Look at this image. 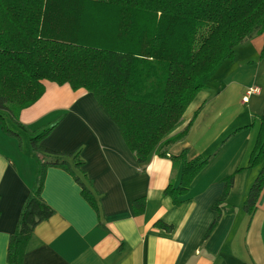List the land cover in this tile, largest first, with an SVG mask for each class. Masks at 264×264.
Returning <instances> with one entry per match:
<instances>
[{"label": "crops", "instance_id": "crops-1", "mask_svg": "<svg viewBox=\"0 0 264 264\" xmlns=\"http://www.w3.org/2000/svg\"><path fill=\"white\" fill-rule=\"evenodd\" d=\"M262 48L264 34L242 44L235 61L224 63L185 110L176 133L188 126L186 135L168 153L186 150L187 159L210 160L178 206L163 193L169 184H179L180 168L155 155L139 167L91 94L45 83L43 96L21 111L19 121L31 131L55 124L43 146L80 151L95 207L71 175L47 169L41 197L54 215L34 229L22 264H264V189L253 216L242 208L260 169L249 167V160L264 115ZM250 88L259 92L246 97ZM23 140L0 128V264H7L10 236L36 182L35 163ZM229 176L228 210L203 240ZM138 199L145 201L142 214L132 209ZM157 221L171 229L155 227Z\"/></svg>", "mask_w": 264, "mask_h": 264}, {"label": "trees", "instance_id": "trees-1", "mask_svg": "<svg viewBox=\"0 0 264 264\" xmlns=\"http://www.w3.org/2000/svg\"><path fill=\"white\" fill-rule=\"evenodd\" d=\"M261 34L264 0H0V127L18 141L28 139L36 169L35 186L9 239L7 264H22L34 229L54 215L41 197L47 169L71 175L95 207L80 151L43 146L55 124L31 131L19 121L21 111L43 96L45 83L91 94L139 167L155 155L180 168L179 184L163 193L178 206L210 160L187 159L186 150L169 155V146L186 135L188 126L176 133L183 114L221 66L235 61V48ZM257 166L242 206L249 217L264 189V115L249 160V167ZM223 183L203 240L228 210L233 176ZM144 206V199L134 200L133 212L142 214ZM154 226L171 229L161 221Z\"/></svg>", "mask_w": 264, "mask_h": 264}, {"label": "rangeland", "instance_id": "rangeland-1", "mask_svg": "<svg viewBox=\"0 0 264 264\" xmlns=\"http://www.w3.org/2000/svg\"><path fill=\"white\" fill-rule=\"evenodd\" d=\"M247 42V41H246ZM246 42H243V43H241L240 45H238L236 48H235V50H234V53L237 55V52H238V48L242 45V44H245ZM250 52H246L245 54H249ZM231 65H234V63L233 64H231ZM220 70V69H219ZM1 128V127H0ZM10 128H11V125H10ZM2 130V129H1ZM22 135V134H21ZM22 138H24V136L22 135ZM23 141H25L26 142V144H28V139L25 137L24 138V140ZM28 146H29V144H28ZM259 170V169H258ZM258 173V172H257ZM255 179V178H254ZM253 182H254V180L251 182V185L253 184ZM250 185V186H251Z\"/></svg>", "mask_w": 264, "mask_h": 264}, {"label": "built area", "instance_id": "built-area-1", "mask_svg": "<svg viewBox=\"0 0 264 264\" xmlns=\"http://www.w3.org/2000/svg\"><path fill=\"white\" fill-rule=\"evenodd\" d=\"M259 92L258 88H250L249 90L246 91V97L253 95V94H257Z\"/></svg>", "mask_w": 264, "mask_h": 264}]
</instances>
